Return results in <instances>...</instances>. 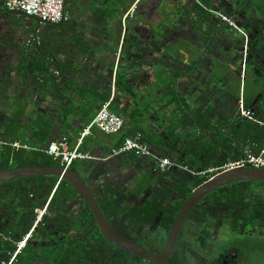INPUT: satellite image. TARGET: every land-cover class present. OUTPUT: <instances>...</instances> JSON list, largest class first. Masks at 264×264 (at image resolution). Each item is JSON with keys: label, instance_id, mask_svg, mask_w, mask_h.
<instances>
[{"label": "crops", "instance_id": "1", "mask_svg": "<svg viewBox=\"0 0 264 264\" xmlns=\"http://www.w3.org/2000/svg\"><path fill=\"white\" fill-rule=\"evenodd\" d=\"M4 1L0 0V139L6 144L0 152L5 145L33 149L62 138L72 149L100 105L109 101L110 109L123 119L121 130L109 134L92 126L78 145L92 157L76 159L69 167L74 165L94 194L110 192L115 204L127 206L114 219L116 224L130 211L128 197L133 201L134 193L138 203L154 191L168 198L194 188L201 177L181 167L158 171L146 156H109L127 134L140 133L156 155L192 171L237 159L246 145L264 153V63L246 65L250 71L243 74L242 65L233 62L242 36H201L179 13L197 10L223 31L239 32L242 21L258 15L253 10H264V0H98L99 7L80 24L67 14L65 25L73 30L72 36H42L41 25L4 11ZM110 1L115 6L109 12ZM132 7L135 13H130ZM220 13L237 27H224ZM195 16V23L202 21ZM244 91L249 99H259L254 109L260 123L238 115L236 99ZM198 118L211 127L202 128ZM39 124L45 129L42 138L34 134ZM193 143L198 151L187 154ZM203 144H215L214 157L201 152ZM197 254L186 260L204 264L208 256ZM210 257L213 264H243L245 259L231 254ZM251 264H264V257Z\"/></svg>", "mask_w": 264, "mask_h": 264}, {"label": "trees", "instance_id": "2", "mask_svg": "<svg viewBox=\"0 0 264 264\" xmlns=\"http://www.w3.org/2000/svg\"><path fill=\"white\" fill-rule=\"evenodd\" d=\"M177 7L180 8V5L177 4ZM106 97L107 95H104V99ZM197 124L206 129L211 127V123L202 118H198ZM39 126L41 129L35 131L34 134L37 138H42L41 132L45 129H43L42 124ZM128 135L131 134L126 136ZM48 143L33 149L11 147L10 145L3 146L0 152V170L23 165H60L58 158H53L44 151ZM197 146V143H193L191 148L187 150V154L194 152L195 155L198 151ZM216 151L215 144L212 146L211 144H203L201 148V152L206 155L212 154L213 156ZM206 165L204 164V167ZM71 167L73 168L74 165L72 164ZM205 179L204 177L196 178L194 186ZM252 185L264 187V180L229 183L224 186L226 192L218 195L219 198L226 199V204L230 208L237 201H243L246 209L248 206H252L248 220L254 225L258 221L264 222V199L248 201L247 198L252 194ZM54 188L55 192H52ZM191 189L189 188L187 191ZM108 193L110 192H101L100 195L95 194V197L105 216L113 222L114 219L125 213L127 206L115 204ZM188 194L189 192H178L176 198H160L152 194L140 203L133 205L118 229L134 239L136 236L131 233L130 229L137 222L150 226L156 224L167 231ZM137 195V192L134 193L135 197ZM49 196L51 197L46 215L47 218L51 219L52 227L59 231L58 235L62 237L58 241L60 247L57 250L42 244L45 238L52 236L51 231L44 223L46 215L38 221L36 227H33L42 203ZM75 196L79 197L75 189L66 180L51 174L21 177L0 182V252L7 254L5 257L7 260L15 252L11 264H46L47 262L41 259H54L52 253L55 252L57 255L56 260L51 262L53 264H160L132 255L110 243L99 231L94 217L85 203L82 202L72 212L63 211L62 205L69 203ZM200 211L196 205L185 223L197 222L200 218ZM186 227L191 226L187 225ZM197 231L198 236L204 238L205 227L198 226ZM29 232H31V238L26 241L23 247L17 248V243ZM155 234L162 239L161 242L164 240V233ZM184 252L182 250L172 254L166 264H190L188 260H185Z\"/></svg>", "mask_w": 264, "mask_h": 264}, {"label": "flooded vegetation", "instance_id": "3", "mask_svg": "<svg viewBox=\"0 0 264 264\" xmlns=\"http://www.w3.org/2000/svg\"><path fill=\"white\" fill-rule=\"evenodd\" d=\"M134 11H135V7L134 8L132 7V11L130 13H133ZM253 12L260 15V17H258V15H256L257 17L251 16L245 21H242L243 25L242 27H240V29H242L243 31L237 30L239 32H232L231 28L223 31L222 30L223 26L222 27L220 26L219 28L218 24H214L215 21L213 22L209 18L204 17V15H201V13H199V11L197 10L195 11L192 9H180L179 13L181 14V19L183 20L185 19L190 27H194L195 25V29L200 32L199 34L201 36H242L241 38L238 39L236 51L233 56V62L240 63V65H242L243 74H244L245 71H250L249 69L245 70L246 65L249 67L250 63H254V62L264 63V10L257 9V10H253ZM194 13L195 15L200 16L199 18L202 19L201 22L199 19V21H197L198 23L197 22L195 23V19L193 17L196 16L195 15L193 16ZM215 13L217 14V12ZM126 15H128V12L124 16L126 17ZM222 16H224L225 18H223ZM219 17L222 20L226 21L227 24H225L224 27L226 26L237 27L227 16L220 13ZM67 20L60 21L62 22L60 25H56L57 23L56 24L45 23V24H41L40 27L44 29V28H51L52 26L53 29H60L64 27V24L67 22ZM253 36H262V37L260 40H258ZM241 97L244 102V107L249 111V117H245V118L247 120H250L253 124L260 123L256 116L257 115L256 110L254 109V107L255 106L257 107L258 105L257 101L259 99H255V98H254L255 100L249 99L246 96L245 91L243 92ZM239 98L240 96L236 99V104L238 103ZM191 190L187 191V189H185V191L183 192L190 193ZM180 191L182 192V189L179 190V192ZM251 191L252 194L247 198L248 201L250 200V202H253L256 200L263 199V196L261 195H259L258 197H254V192H255L254 188H252ZM52 192H55V188L52 190ZM224 192H226L224 186L215 189L209 192L208 194H206L205 196H203L194 205V207L197 205V207L201 210L199 212L200 218L197 222L191 223L192 221H190L189 222L190 224L188 222L185 223L191 211L189 212V214L187 215L186 219L184 220L179 230L172 254L184 250L185 252L183 256L185 257L186 260L188 256L192 257V255L193 256L195 254L198 255L197 253H203L205 256H208L204 264L215 263L214 261L210 260L211 258L210 256L221 255L222 257H225L231 254L233 256L237 255L240 257L241 256L245 257L243 264H247L250 260L249 258L252 256L251 255L252 247H254L256 248L255 250L261 252L260 254L261 257H264V222L258 221L255 222L254 225H252L251 222L248 220L250 216V209L252 211V206H248V208L246 209L243 201H237L234 204V206L230 208L226 204L225 198L222 197L219 198L218 194ZM152 194L158 196V192L156 191L150 193V195ZM175 194L176 195L169 196L168 198L178 197V192H175ZM50 197L51 196H49V198L42 203L40 211L43 210V212L40 215V217L37 218L33 227H36L38 221L41 220L43 216L48 214L47 211L49 207ZM131 198L132 196L130 198L128 197V199L131 201L130 205L132 208L133 205L138 204V202L136 201L135 197L133 198V201L131 200ZM82 202L83 201L80 196L79 197L75 196L69 203H67L66 205H62L63 211L72 212ZM50 220L51 219L47 218L46 215L44 223L46 227L49 229V231H51L52 236H50V238H45L42 244L45 245L46 247H50L51 249L57 250L58 247H60L58 241L62 237L58 235L59 231H57L55 228L52 227V225L50 224ZM114 224L116 225L117 228L121 227L122 225V223L116 224L115 222ZM187 225H190L191 227H186ZM235 225L237 227H234ZM198 226L205 227L206 232L204 238L198 236V231H197ZM184 227H186L185 230H183ZM130 230L131 233L134 236H136L137 239V240L135 239L136 241H138L139 243H141L142 245H144L145 247H147L148 249L154 252L161 251L168 231V230L164 231L159 225L155 224L150 226L147 224H143L141 222L134 223L131 226ZM155 233H164L165 234L164 240L161 242L162 239L159 238V236ZM30 238H31V232L28 233V237L24 239L21 247H23L26 241H28ZM218 240L219 242H217ZM6 255L7 254H5L4 257H6ZM56 255L57 252L52 253V258L54 257V259L49 258V259H41V260L46 261L47 262L46 264H53L51 262L56 260L55 259ZM11 256L8 258V260L7 258L4 259L6 261H9V264H11V261L14 259L13 258L12 260H10ZM192 264L195 263L192 262Z\"/></svg>", "mask_w": 264, "mask_h": 264}, {"label": "water", "instance_id": "4", "mask_svg": "<svg viewBox=\"0 0 264 264\" xmlns=\"http://www.w3.org/2000/svg\"><path fill=\"white\" fill-rule=\"evenodd\" d=\"M66 1V0H65ZM64 1V4H65ZM8 13H17L27 19L35 22L37 27L47 23L38 16L23 12L16 9L4 10ZM62 22L57 23L60 25ZM56 175L59 179L66 180L81 197L92 213L95 223L101 234L115 246L138 256L144 260L154 263H166L169 261L174 249V244L179 230L186 219L187 215L194 205L209 192L221 188L229 183L238 181L264 180V168L250 167L246 165L236 166L216 172L209 178L196 185L188 197L185 199L182 207L174 217L165 237V242L160 252H154L133 239L122 233L113 222H111L103 213L94 191L86 182L83 176L74 168L63 165H23L0 170V182H6L15 178L39 176V175Z\"/></svg>", "mask_w": 264, "mask_h": 264}, {"label": "built area", "instance_id": "5", "mask_svg": "<svg viewBox=\"0 0 264 264\" xmlns=\"http://www.w3.org/2000/svg\"><path fill=\"white\" fill-rule=\"evenodd\" d=\"M65 0H5V5L8 9L21 10L23 12L38 16L40 19L49 24H56L60 21H66L68 15L64 9ZM225 18L224 16H222ZM59 71L55 70V74ZM109 101L103 102L94 117L82 129L78 137L77 145L70 149L68 148L65 138L57 142H50L45 152L53 158H58L63 166H69L76 159L91 158L92 155L88 152L79 150L78 145L81 143L82 138L90 132L92 126H96L105 133H117L123 126L122 117L116 112L112 111L109 107ZM238 112L242 117H249V111L244 107L243 99L240 97L238 100ZM6 144L5 141L0 139V146ZM122 153H132L137 156H146L154 160V168L158 171H166L172 168L181 167L182 169L191 172L195 175H200L204 178H209L218 171L233 168L236 166L246 165L256 168H264V153L263 151L256 153L250 145H246L242 151V155L237 159L231 160L219 166H209L206 168L192 171L186 165H179L168 156L156 155L149 144L144 141L140 133L126 136L123 141L113 148L109 156H117ZM43 210L39 211L37 218L40 217ZM17 243V248H20L24 239ZM15 252L12 254L10 260L14 258ZM1 264H9V261L3 260Z\"/></svg>", "mask_w": 264, "mask_h": 264}, {"label": "rangeland", "instance_id": "6", "mask_svg": "<svg viewBox=\"0 0 264 264\" xmlns=\"http://www.w3.org/2000/svg\"><path fill=\"white\" fill-rule=\"evenodd\" d=\"M127 1V0H126ZM73 0H70V2L66 5L65 9L67 10V14L70 15L71 21L75 24H80L81 21L87 16H91V13L99 7V1L98 0H75L74 6H72ZM121 3L123 4L124 1L122 0ZM115 6V3L113 1L108 2V8L107 11H113V8ZM263 9V8H262ZM58 27V26H57ZM56 27V28H57ZM60 28V27H59ZM148 31V29L146 30ZM72 30L69 26L64 24L63 28L60 29H53L52 26L51 28H44L42 30V36H72ZM152 33H150L151 35ZM149 35V36H150ZM152 36H155L152 34ZM190 165H192L191 162H189ZM190 187H192L190 185ZM254 197H258L259 195L263 196L264 199V187L262 186H257L254 188ZM261 237V236H260ZM254 238V237H252ZM219 242V240L217 241ZM256 248L252 247V253L251 257L249 258L248 264H251V261L260 258L261 257V252L258 250H255ZM5 254L0 252V264L2 261L5 259L4 257ZM4 257V258H3Z\"/></svg>", "mask_w": 264, "mask_h": 264}]
</instances>
